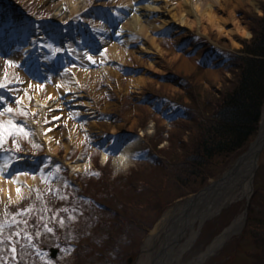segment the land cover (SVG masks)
Wrapping results in <instances>:
<instances>
[{
	"label": "rangeland",
	"instance_id": "1",
	"mask_svg": "<svg viewBox=\"0 0 264 264\" xmlns=\"http://www.w3.org/2000/svg\"><path fill=\"white\" fill-rule=\"evenodd\" d=\"M53 1L55 0H0V41L2 37L12 32L7 44L0 43V65L4 64V59L20 61L16 67L27 73L29 80L51 85L54 84L59 71L65 67L71 68L76 65L80 68H89L99 65L108 66L114 72L100 69L94 80L78 83L72 79L66 92L56 90L55 97L58 100L65 99L67 102L63 108H48L45 102H37L31 96L17 104L16 97L20 98L21 92L24 91L25 81H16L8 69L0 74V80H3L7 72V78L11 81L7 84L11 92L0 90V94L7 95L8 107L13 109L11 113L0 115V120L27 121L32 133L27 137L10 136L4 147L16 153L12 140L18 139L21 150L17 155L31 158L40 164L37 181L31 185L22 181L20 185L25 189L16 199L0 195V264H77L74 260L75 253H70L68 249L62 252L57 245L51 246L57 250L55 256H50L51 247H43L42 241L52 243L51 239L56 236V229H63L62 235L65 236L67 233H75L72 230L75 227L79 228L77 213L80 212L78 208L86 198L85 194L87 197L95 196V199L117 211L113 219L117 220L119 217L121 225L113 226L110 232L117 236L119 252L124 251L123 256L135 250L124 259L126 264H135L139 257L136 260L135 258L149 232L160 226L161 217L171 205L202 189L211 178L219 175L238 159L258 134L259 121L247 145L237 155L227 160L217 158L208 162L207 168L217 169V172L208 176L205 181L202 180L200 188L196 183L200 181L201 176L192 175L180 179L178 185H174L171 180L163 179V170L167 167L155 166L149 162L150 160H146V157L156 155L164 160L165 165L169 163L170 158L165 153L179 154L181 148L177 145L179 142L177 136L181 133L186 142L191 127L196 123L185 122V127L180 128V125L184 124V118L177 117L182 114V110L179 109L187 106L192 99L195 103L198 101L202 104L208 103L209 98H217L221 91L227 89L229 85L231 87V78L233 82L238 73V69L232 67L231 54L238 52L244 41L252 36L253 19L264 14V0H245L241 3L233 0L227 7L220 9L213 7L215 19L212 21L205 17L198 23L193 13H188L189 24L172 20L159 10L151 18L153 26L149 30V35L155 37L159 43V52L155 46L151 47L144 35L136 31L127 32L123 29L116 33L118 19L130 11V5H125L124 0H83L79 4V9L70 15L67 4L59 2L58 7L63 15L61 20L52 15ZM155 1H157L155 5L164 8V0ZM168 1L171 3L172 11H175L177 0ZM121 5L125 7H120ZM117 12L120 13L119 17L116 15ZM164 19L170 22L160 27ZM65 21L68 22L64 23ZM23 27L25 34L20 36ZM32 34H36L38 38L36 44L38 49L33 48L37 57L33 59V56L28 62L30 55L27 57L26 54L31 50H25V46L30 43ZM59 34L63 37H59ZM127 36H132L135 40L131 45H124V48L128 49L131 46L142 50L141 54L137 52L140 59L130 54L127 56L130 63H127L120 59H105L99 55L105 47L99 46V38L117 41ZM47 43H53L64 51L52 56L50 50L44 47ZM85 52L93 56L95 62L89 61ZM45 56H49L50 59L46 60ZM137 78H140V82H135ZM49 133L56 134L52 135L56 137L55 139L49 140L57 144L56 151L48 148L46 140L41 138ZM128 134H135L138 139L127 152V158L119 161L116 158L119 142ZM102 152L105 153V158L101 157ZM20 161H14L15 170ZM74 161H82L84 164L80 169H73L71 163ZM219 164H223L222 167H219ZM21 171L30 172V169L25 167ZM49 173L53 175L49 176ZM66 179L72 186L68 187ZM192 185L196 188L191 191L187 189ZM65 189L66 195L61 196ZM65 198L66 203L72 205V208L62 204ZM43 200L51 205L49 207L55 208L54 215L60 211L57 220L50 219L48 222L47 226L53 229L51 232L40 226L41 220L47 216L46 212H37L33 208L38 202L43 208ZM123 200L126 203H123ZM128 200L132 203L127 202ZM16 205L22 210L31 209L30 211L35 213L34 216L26 214L21 217L25 225L31 218L36 217V226H39L38 229H31L32 234L26 230L29 224L23 229V233L31 234L32 240L36 236L38 247L32 256L27 248V238H21L20 235L17 237L19 227L23 224L19 225L15 221L16 218L12 219L14 215L8 214L12 210L8 207ZM198 207L202 208L200 205ZM61 211L65 215H61ZM207 214L200 223L197 220L193 222L191 237L189 226L192 223L186 226L178 238L177 245L186 236L191 238L186 247L184 246L181 252V249L178 251L181 259H188L197 254L212 235L220 233L239 214H243L242 222L201 264H264V160L255 168L252 192L248 199L238 197L227 206L208 216ZM105 218L112 217L101 209L98 223ZM8 221L15 222L5 230ZM95 223L92 221L87 230L94 231L93 227L97 226ZM165 226L160 236L156 237L155 244L164 241V236H167L164 234L167 229ZM20 243L26 244V248L19 250ZM13 246L16 248L15 254L12 252ZM154 254L155 246L152 245L144 256L139 254L140 264H148V259L152 260ZM121 257L122 255L118 257V261L122 259ZM172 258L169 262L173 260ZM79 264L94 262L90 257H83ZM166 264H169L168 260Z\"/></svg>",
	"mask_w": 264,
	"mask_h": 264
},
{
	"label": "trees",
	"instance_id": "2",
	"mask_svg": "<svg viewBox=\"0 0 264 264\" xmlns=\"http://www.w3.org/2000/svg\"><path fill=\"white\" fill-rule=\"evenodd\" d=\"M253 20L254 24L251 27L252 36L244 41L243 46L238 52L231 54L232 67L238 69V73L234 77L233 82L231 78V87L229 85L227 89L221 91L217 98H209L208 103L203 102L202 104L199 101L195 103L192 99V102H189L187 106L184 108L180 107L181 109L179 110H182V114L180 115L183 116L177 115V117L184 118V124L180 125V128H184L187 122L196 123L195 126L191 127V132L188 133L186 142L181 137V133L177 136L179 142L177 143L176 141V143L181 148L179 154L175 153L171 155L165 153L170 158L169 163L172 165L170 166L169 163L165 165L164 160L156 155L146 157V160H150L149 162L155 166L167 167V169L163 170L164 174L162 176L164 180H171L174 185H178L177 183L180 179L189 178L192 175H199L201 179L196 183V186L198 187L200 185L198 187L200 188L203 184L202 182L208 176L217 172V169L207 168L209 167L208 162H212L217 158L227 160L228 158L234 157L245 148L247 142L250 140V136L256 130L264 107V14L262 16H256ZM179 124L177 123V125ZM222 157L224 158L222 159ZM219 165V167H222L223 164ZM97 173L98 175L100 174L99 172ZM66 183L68 187L72 186L71 183H68V179H66ZM196 186L192 185L187 187V189L191 191ZM66 191V189L64 192L61 191L63 192L61 196L66 195ZM84 197L86 198L83 199L81 206L78 208L80 212L77 213V218L79 219L77 225L79 228L75 227L72 230L75 233H67L65 236V234L62 235L64 233L63 229H56V236L51 237L52 243L48 244V242L42 241L43 247L57 245L62 252L68 249L70 253H75L74 260H76L77 264L82 262L83 257H90V260L94 264H126L124 259L127 255L133 254L135 250L127 252L124 256V251L122 253L119 252L116 241L118 240L117 236L113 232H110L113 226L115 227L117 224L121 225L119 217L117 220L113 219L117 211L112 210L106 203L98 201L93 195L87 197V194H85ZM120 201L122 202V200ZM136 201L140 203V201ZM66 202L67 198H65L62 204L72 208V205ZM127 202L132 203L129 200ZM123 203L126 202L123 200ZM36 205L33 208L37 212H46L47 214L41 220V227L49 225L48 222L50 219H58L60 211L54 215V212H56L55 208L49 207L51 205L45 202V200L42 202L43 208L39 206V202ZM8 208L12 209L8 213L14 215L12 219L16 218L15 221L19 225L23 224L19 227V235L21 238H27L26 243L29 253L31 256L34 255L38 246L36 245V236L32 240L31 234L34 229H38L37 227H39L36 226V217H30L29 225L26 224L28 225L26 228L27 231L30 232L33 229L28 236H25L23 233L26 225L23 223L24 220L23 222L21 221V217L26 214H32L31 216H34L35 213L30 211L31 209L22 212V208L19 205ZM95 209L100 211L96 212ZM101 209L102 211H107L112 218H105L101 223H98ZM16 212L18 215H16ZM61 215H65V213L61 211ZM81 216L83 217L80 219ZM15 221H8L5 230H8L9 225L14 224ZM92 221H95L96 223L94 225L97 226L93 227L94 231L87 230L91 226ZM65 231L67 230L65 229ZM71 240L72 244L70 245ZM69 245L70 248L68 247ZM21 248L25 249L26 244H18V249L21 250ZM120 255H122V259L118 261Z\"/></svg>",
	"mask_w": 264,
	"mask_h": 264
},
{
	"label": "bare ground",
	"instance_id": "3",
	"mask_svg": "<svg viewBox=\"0 0 264 264\" xmlns=\"http://www.w3.org/2000/svg\"><path fill=\"white\" fill-rule=\"evenodd\" d=\"M125 5H130L129 9L130 11L128 14H124L122 17H120L117 21V27L118 30H116V33L121 32L123 29H126L127 32L136 31L140 33L141 35H144V38H147L146 40L151 44V47L155 46V49L159 52V43L155 37H151L149 34L150 28L153 26V21L151 20L152 17H154L159 10L166 13L170 19L175 21H180L184 24H189L190 19L187 18L188 13H193L194 18L199 23L202 18H207L210 21L215 19V16L212 12L213 7H217V9H220V7L228 6L230 3H232L233 0H177L175 11H172L171 3L168 0H164V8L161 6L155 5L157 1L155 0H124ZM241 3L245 0H237ZM59 2H65L67 6L69 7V14L70 15L74 10L79 9V4L83 2V0H55L53 3H51V11L53 12L52 15L57 17V19H62V12L60 8L58 7ZM137 2H139L137 4ZM162 8V9H161ZM67 15V17H68ZM156 19V18H154ZM168 19H164L163 25L160 27H163L165 25L169 24ZM1 30V29H0ZM25 28H21V34L20 36H23L25 34ZM128 35L127 33H125ZM12 36V32H9L7 35L2 37L0 43L7 44ZM59 37H63L62 35H58ZM105 38V36H103ZM104 38L98 39L99 46H105L104 49L99 53L100 56H103L105 59H120L124 62L130 63V61L127 60V56L130 54L135 56L137 59H140L139 54L142 53V50L136 49L134 47H129L128 49L124 48V45H131L133 41L135 40L132 36H127L124 39H119L117 41H107ZM37 36L36 34H32L30 43L25 46V50H31L29 54L27 53L26 56L29 55V61H31V58L35 59L37 57V53L34 52L33 48L37 50ZM144 47V46H143ZM147 46L145 45V48ZM104 53V55H101V53ZM139 54H138V53ZM139 56V57H138ZM32 59V60H33ZM3 61V60H1ZM65 68L71 69V71L64 72ZM63 70L59 71L58 76L55 77V82L53 85L45 83L43 84L42 88H37V85H39L36 82H33L29 80L28 74L24 71L19 70L17 67L13 68L11 66H6L5 64L0 65V74L3 73L5 70L8 69L9 73H16L20 77V81H25L24 84V91L21 92V96L19 98V101H26L28 96L33 97L37 102L46 103L49 107H57V108H63L67 104L65 99L58 100L56 95V90H61L62 93L66 92L69 88L68 84L69 82L74 79L78 83H86L88 81L94 80L96 76H98L100 69L103 71H111L114 72V70L110 67H102V66H91L89 68H80L78 66H72L65 67ZM70 72L72 74H70ZM15 77V76H14ZM16 79V78H15ZM57 80L60 81V86L57 87ZM140 78H137L135 82H140ZM29 82H31L32 87H28ZM67 89V90H66ZM60 91V92H61ZM49 93L51 95H49ZM54 99V100H52ZM68 99V98H67ZM61 112V111H60ZM59 112V113H60ZM64 112V111H62ZM256 138L249 143L246 151L243 153V155L236 161H233L232 164H230L228 167L224 169L219 175L211 178L208 183L210 184V189H207L209 192L204 197L203 201V208L200 209L199 207L191 208L188 210L187 215L185 216L186 219L183 220L182 218H179V214L181 211V206L179 204V207H176L174 210L170 211V213L165 212L163 216L166 218L167 221L168 216H170V219L172 217L176 218L177 223L174 222L173 224V231L170 233L169 240L171 241L175 240L173 237L177 238L180 237L182 234V229L188 224L192 223V225L189 226L190 228V234L189 237L193 234V222L202 221L206 214L207 216L210 213H213L214 211H217L221 209L222 207H225L228 205L229 202H231L233 199H237L238 197H246L248 199L250 193L252 192V187L250 190V176L255 173V168L258 166L260 161L264 160V109L262 114L259 118V130ZM56 133V132H55ZM55 133H49L45 134L43 137H41L43 140H46V144L48 148H51V150L56 151L57 144H54L52 141V138H54L52 135H56ZM36 134V133H35ZM37 136V135H36ZM56 138V137H55ZM54 138V139H55ZM138 139V136L135 134H128L123 141L119 142V149H118V155H116V158L119 161H123L127 158V152L129 149L136 143ZM50 140V141H49ZM101 157L105 158V153H101ZM21 161L18 163L17 170L21 174L16 175V171L12 173L13 176L16 177V180L18 183H13L11 179H5L3 175H0V195L3 197H11L12 199H16L25 188H23L20 184L22 181H26L28 185H31L33 182H36L39 178V172H40V164L39 162H36L35 160L31 158H24L20 159ZM82 164L84 162L82 161H74L71 163V167L73 169H80ZM29 167L30 172H23L21 169ZM253 178V177H252ZM17 187L20 188V193L18 194L16 192ZM25 187V186H24ZM184 214V213H183ZM182 214V215H183ZM162 216V217H163ZM179 216V217H178ZM243 214H239L235 219L231 221L229 225L223 228V230L220 233L214 234L211 236V238L206 242L205 246L198 251L197 254H194L193 256H190L188 259H181L180 256H178V251H182V248L188 244L189 238L186 236L183 239H181L180 243H177L173 246V248L170 250L172 259V264H201L211 253L215 251V249L222 245L225 238L229 234H231L232 231L235 230V228L242 222ZM180 220H177V219ZM182 220V221H181ZM164 223V226L168 225L169 222ZM192 221V222H191ZM164 222V221H163ZM163 225L160 226L159 232H163ZM149 232L144 244H143V254L146 253V249H150V247L155 246V252H158L163 248L161 240L160 243H156V237H158V232L155 231ZM183 240V241H182ZM168 243H166L167 245ZM169 251V250H168ZM177 255V257H176ZM176 258V261L174 262V259ZM181 259V260H180ZM151 261V259H148V264ZM169 262V264H171ZM141 262H136V264H140Z\"/></svg>",
	"mask_w": 264,
	"mask_h": 264
},
{
	"label": "snow or ice",
	"instance_id": "4",
	"mask_svg": "<svg viewBox=\"0 0 264 264\" xmlns=\"http://www.w3.org/2000/svg\"><path fill=\"white\" fill-rule=\"evenodd\" d=\"M66 7V5H65ZM120 7H125L123 5H121ZM113 11L115 12V9H113ZM117 17H119L120 13H116ZM77 18L79 19V14H77ZM68 21H65L64 23H67ZM44 47H46L47 49L50 50L52 56H55L58 52H62L64 51L63 48H59L56 47L53 43H47L44 45ZM101 55H104V53L102 52ZM85 56H87V59L89 61L95 62L93 59V56L88 55L87 52H85ZM46 60L50 59L49 56H45L44 57ZM102 63V61H101ZM4 64L6 66H11L13 68H15L17 65L20 64V61L17 60H12V59H4ZM71 71V69L69 68H65L64 72H68ZM13 76H15L16 81H20V77L19 75H17L15 72L12 74ZM37 78H39V76H37ZM11 81L8 80L7 78V72H5L4 74V79L0 80V90H6V92H11V89L7 88V84L10 83ZM60 86V81L57 80V87ZM28 87H32L31 82H29ZM43 84H39L37 85V88H42ZM67 90V89H66ZM49 95H51L49 93ZM30 99V97H29ZM17 100V104H19V97H16ZM0 105H3V107H0V115L6 114V113H11L13 111V109L11 107H8V98L6 94H0ZM25 115H27V112H25ZM53 119H55L53 117ZM45 123H47V121H44ZM47 131V129H46ZM31 130L28 128L27 125V121H16L15 119H9L7 121H3L0 120V175H3V177L5 179H11L12 182L18 183V181L16 180V177L12 175V171H16L13 168V163L16 160H20L23 159V157L17 155V153L21 150V144L19 142L18 139H13L12 143L15 145V148L17 150L16 153H13L12 150L10 148H5L4 145L7 143L8 138L11 137H27L29 135H31ZM118 150V149H117ZM11 153V155L9 154ZM50 159V158H49ZM59 168V165H57V169ZM43 171V170H42ZM21 173L19 171H16V175H20ZM98 174V173H97ZM49 176L53 175V173H49ZM47 177H45L46 179ZM16 192L19 194L20 193V188L17 187ZM37 195L39 196L40 193L39 191L37 192ZM22 211H28V209H23ZM61 222H63V220L61 219ZM44 228L51 232L53 229L49 228L47 225H44ZM20 233H17V235H19ZM25 236H28V233H24ZM37 235H39V233L37 232ZM9 239L11 240L12 237L10 236ZM12 252L13 254L16 253V248L15 246L12 247Z\"/></svg>",
	"mask_w": 264,
	"mask_h": 264
},
{
	"label": "water",
	"instance_id": "5",
	"mask_svg": "<svg viewBox=\"0 0 264 264\" xmlns=\"http://www.w3.org/2000/svg\"><path fill=\"white\" fill-rule=\"evenodd\" d=\"M259 132V131H258ZM243 155V154H242ZM241 155V156H242ZM240 156V157H241ZM239 157V158H240ZM238 158V159H239ZM238 159H236V161L238 160ZM252 177H253V175H251L250 176V181H249V185H250V190H251V187H252ZM210 184H212V183H207V184H205L203 187H202V189H200L197 193H195V194H192V195H190V196H188V197H186L183 201H179V202H175L174 204H172L171 205V207H170V209L168 210V212L170 213V211H172V210H174L176 207H179V204H180V206H181V211H180V214H179V218H182L183 217V220L184 219H186V215H187V213H188V210L189 209H191V208H198V206L200 205V207H202L203 206V199H204V197L206 196V194H208L209 192L207 191V189H210ZM251 194V193H250ZM250 196V195H249ZM180 208V207H179ZM203 208V207H202ZM201 208V209H202ZM184 213V214H183ZM183 214V215H182ZM170 216L171 215H169L168 216V219L170 218ZM244 217V216H243ZM167 218V217H166ZM165 217H162L161 218V221H160V226H164V223H165V219H166ZM177 219V220H180V219ZM164 221V222H163ZM176 221V218L174 219L173 218V221H172V217H171V219H169V226L167 225V229L165 230V232H164V234L166 233L167 234V236H164V241H163V243H162V246H163V248L161 249V250H159L158 252H155V254H154V257H153V259L150 261L151 263L150 264H166L167 263V260H168V263H169V261H170V259L172 258L171 257V254H170V250L173 248V246L177 243V241H178V238L179 237H177V238H175V237H173L175 240H172L171 239V241L169 242V241H167V240H169V237H170V233H172V231H173V224H174V222ZM182 221V220H181ZM175 223H177V222H175ZM160 226H159V229H160ZM166 227V226H165ZM184 229H185V227H184ZM184 229H182V233H183V231H184ZM166 238V239H165ZM166 243H168L167 245H166ZM147 250V249H146ZM169 250V251H168ZM142 251H143V249H142V247H141V250H140V252H139V254L140 253H142ZM171 251H173V250H171ZM55 254V250L52 252V255H54ZM139 254L137 255V257H136V259L139 257ZM139 259V258H138Z\"/></svg>",
	"mask_w": 264,
	"mask_h": 264
}]
</instances>
